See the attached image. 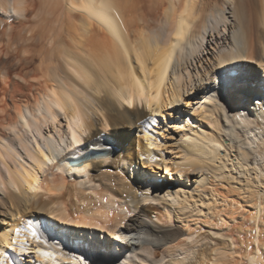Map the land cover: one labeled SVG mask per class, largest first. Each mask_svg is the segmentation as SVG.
Returning <instances> with one entry per match:
<instances>
[{
    "label": "bare ground",
    "instance_id": "6f19581e",
    "mask_svg": "<svg viewBox=\"0 0 264 264\" xmlns=\"http://www.w3.org/2000/svg\"><path fill=\"white\" fill-rule=\"evenodd\" d=\"M12 1L15 13L25 10L27 0ZM36 5L35 25L29 26V18L16 32L21 40L13 42L11 30L1 31L7 38L0 39V61L13 56L16 62L0 69V213L11 223L22 219L25 227L13 236L9 230L15 231L17 222L0 229V264H19L22 242L38 254L22 264H239L226 253L237 217L215 202L226 201L221 184L233 169L247 177L242 191L251 218L264 224V170L257 165L259 172L251 174L253 168L243 162L253 153L240 148L228 166L219 156L226 149L221 135L193 125L179 140L180 161L163 155L158 161L151 137L157 114L179 100L188 105V86L197 89L195 78L202 85L215 70L218 83L239 90V100L229 89L224 99L246 134H253L246 125H255L261 136L255 152L264 158L259 146H264V116L257 112L253 118L254 111L245 108L253 95L263 97L264 89L245 85L255 82L253 70L236 71L241 60L264 70V0H40ZM213 40V67L193 78L188 63L199 51L194 44ZM214 88L217 96H206L208 104L223 99L217 90L223 88ZM203 114L212 124L221 121L216 103ZM140 161L162 166L168 179L141 175ZM188 181L210 185L215 200H208L206 209L191 199ZM80 231L87 242L76 236ZM98 232L102 245L93 242ZM213 235L231 242L220 246ZM13 241L15 246L7 247ZM259 242L257 254L247 252L248 264H264Z\"/></svg>",
    "mask_w": 264,
    "mask_h": 264
},
{
    "label": "rangeland",
    "instance_id": "374dc122",
    "mask_svg": "<svg viewBox=\"0 0 264 264\" xmlns=\"http://www.w3.org/2000/svg\"><path fill=\"white\" fill-rule=\"evenodd\" d=\"M14 3H15V1L13 2L12 0H10V2H8L7 6H1L0 5V32L5 31V30H11L14 33V34L12 33L13 35H11L12 36L11 40H13V42L21 40L20 35L16 32L20 28L26 27V25H27L26 21H28L29 18H30L29 19V21H30L29 26L35 25L33 22L31 24V21H34L32 19H33L34 12L37 9L36 6L37 7L39 6L36 4L37 3L40 4V0H39V2H38V0H27L26 3L24 4L25 10L17 12V13H15L12 10V6L14 5ZM4 8H6V9H4ZM46 8H47V6L43 5L44 10L42 9V11L45 12ZM27 9H28V11H27ZM26 11L30 12L31 16L26 17L24 14V13H26ZM27 14L28 13H26V15ZM257 27H259V29L261 28V26L259 24H257ZM5 35H6V33L1 32L0 33V37H1L0 39H3V37H4V40H6L7 35L6 36ZM17 35L19 36V38ZM198 48H199V51H196L193 54L195 56V59H190L189 63H188L189 67H190L189 70H191V72L193 74V78H195L197 71H199V73H204L205 69L211 70V68L213 67L214 54L216 53L214 40L212 41L211 44H209L207 42V45H206V42L201 43L200 45H198V42L195 43L193 46V49L198 50ZM11 57H12L13 61H12ZM11 57L8 59L2 60L3 62L0 61V64L2 65V66H0V69L3 67V65H5L6 63H9L10 61H11L10 63L16 62V60H15L16 57L15 58L13 56H11ZM6 60H8V61H6ZM2 63H4V64H2ZM233 66L234 67L237 66L236 71L239 70L238 73L241 72L244 74V73H248L251 70H253V72L255 74L254 75L255 76V82L257 84L255 82H253V83L249 82V83H245V85L246 86L251 85L255 88H262L263 87L262 89H264V70L261 67H259L258 63L247 61V60H241V61L237 62L236 66L235 65H233ZM30 69H31L30 67L26 68V70H30ZM177 69H178V67H177ZM179 69H180V67H179ZM232 69H233V67H232ZM218 70H220L222 72V71H224V68L218 69ZM214 73H215V70H213L211 72V76L206 73L207 76L205 77L206 79H204L205 81H204V83H202V85H201L200 77H198V80H196L197 78H195L194 81L195 82L197 81V84H199L197 89L190 90L189 89L190 85L188 86V89H187L188 92L184 93V97L189 99L188 105H184L182 100H179L177 103H175L171 106H168V108H166V110H164L162 116H161V114L160 115L157 114L156 119H157L158 123L155 122V124H153L154 129L152 130L153 135L151 137L155 142H157V144H156L157 146L154 147L155 154L157 153L156 154L157 155L156 160L161 161L159 156L163 155L165 158H167L169 160L171 159V160H175V161H180V159L182 157V153H181V150L179 147V140L181 139L182 134L187 133V132L190 133L189 126L192 128H194V127L196 128L195 125H200V126L205 127V128L207 127L206 129L210 132L213 131V133H215L217 135L218 134L221 135V137L223 138V142L226 146V149L221 148L222 151L220 150L219 156L221 157L222 161H224L228 166L231 165L230 158L234 159L233 162H236L237 157L235 154H237L240 151V148H245L247 151L252 152L254 155V156H252V154L249 155L250 158L248 157L247 161L245 159L243 160V162L246 164V166L253 168V170H251V174H254V170L259 172V170L255 168L257 165L264 170V158L263 157L261 158L255 152V150H258V147L256 146V144L257 143L259 144V138L261 139V136L258 134L257 130L255 129V125L253 123L246 125V128L250 132L253 133V134H249V133L246 134L245 128H243V126L240 124V120L237 119V117H236L237 116L236 112L230 111V109L228 108L229 103L224 99V90L229 89V92L231 93V91H232L231 94L232 95L234 94L233 97L234 96L236 97V98L234 97V99L239 100L238 98H241L240 96H237L239 90L237 89V87L231 88L230 86H225V85H222L221 83H218L217 79L214 78V76H213ZM1 75H2V72H0V77H1ZM171 77H172V74H171ZM181 79H182V77H181ZM212 79H213V81H212ZM183 80H185L186 83L189 80L188 74L184 69H183ZM262 82H263V84H262ZM216 84L219 85V87L223 88V90H220L219 88H217L218 93L223 97V99H221L222 101H220L221 103L215 102L217 107L219 108V115L222 114V117L220 116L221 121L212 124L208 121V119H206L205 115L203 114V111L206 110L208 108V106L213 107L215 104V103L208 104L206 102V96L212 95L214 98H215V96H217L216 92H212V90H214V89L216 90V88H214V85H216ZM241 84H243V83H241ZM202 93H204V94H202ZM257 96L258 95H253V98H249V100L251 99V103L248 104V102H246V105H245L246 106L245 108H247L248 110L251 109V110H249L250 112L254 111L253 112V118H256L255 114L257 112H259V114L261 113L264 116V104H263L264 103V95H263V97L261 96V98H263V99L259 98L260 96H258V97ZM255 106H257V107L255 108ZM257 108H259V110L256 111ZM169 111H170V116H169ZM199 115H201V117H203V118H201ZM187 119L189 121L194 122L195 124L188 123ZM202 120H203V122H202ZM257 121L260 122V119L257 118ZM197 122H198V124H197ZM206 122H208V123H206ZM171 123H175L176 127H174L173 124H171ZM180 123H181V125H178ZM168 125H171L172 127H168ZM193 125H194V127H193ZM254 134H256L257 137H255ZM247 136L250 137L251 140H253L252 144H250V142L247 140L248 139V138H246ZM254 138H255V140H254ZM227 143L229 145H226ZM259 146L262 148L264 147L262 145H259ZM172 157H174V158H172ZM253 157L256 159H254ZM217 162L219 163L220 161L218 160ZM144 165H146V164H143L142 161H140V164L137 168V172L140 170L141 175L143 174L142 172H147V173L149 172L148 174H145V176H151L154 174V178L161 176L163 179H168L169 174L165 173L166 171L162 166L158 167L157 165L156 166L155 165L154 166H144ZM225 169H226L225 170L226 172L229 171L228 168H225ZM231 172L232 173L228 175L229 178L226 180H223V184H221L224 187L223 190H224L225 194L227 192L228 197L226 198L225 202L222 200H217L215 202V205H222L223 206L225 203V205H226L225 207L229 208L228 214L235 215L237 218L239 217L238 219L236 218L235 220L232 221V224H234V226H232V228H231V233L233 235L234 243L230 245V248L226 249V253L228 254L230 260L236 261L239 264L240 263L248 264L249 260L247 258V252L253 251V253L257 254V247H258L257 242L259 241V239H260V242H259L260 243V249H261L262 253L264 254V224H263V222L258 221V220L256 222L253 221L254 219L251 218V214H252L253 209L251 207L249 208V204L247 202L243 201V197H244L243 191H244V189H246V187H244V185L246 183L247 177L245 175L238 174V172L233 170V169L231 170ZM190 176H191V179H194V176H192V174H190ZM262 180L264 182V177H262ZM173 182H176V181H173ZM190 183H191V181L186 182L187 186L188 185L192 186V187H190L191 189L187 191L188 194L191 195V199L196 200L198 205H201L203 207V209H206L205 203L208 202V200H209V202L212 204V201L215 200V197L211 196L212 191H211L210 185L206 182H202L199 185L196 183H192L190 185ZM234 185H235V187H233ZM261 188H264V186L260 185V189ZM225 189L228 191H226ZM242 189H243V191H242ZM230 190H231V192H230ZM229 196H231V197H229ZM218 199H221V198L218 197ZM233 201L238 202L239 205H242L243 208L240 207L238 209H235V205H233V203H232ZM222 208L223 207H221V208L217 207V208H215V210H221ZM232 210H235V212L231 213ZM236 212H237V214H236ZM10 218L11 217H8L5 214L0 213V229H3L6 226L7 227L9 226L8 224L11 223V221H9ZM6 220H8L9 222ZM15 222H17V221H15ZM15 222H12L11 224H13V223L15 224ZM20 222H21V224L19 222H17L15 225L17 226V228H20V230L22 231V229L25 226H23L24 224H23L22 219L20 220ZM257 223H258V225H257ZM239 226H240V228H239ZM54 227H56V226H54ZM253 227H255L256 230H254ZM65 230H66V228H65ZM257 230H259L261 232H258ZM9 231H10L11 235L13 236L14 232H15L14 229H11ZM258 234H260V235H258ZM101 235H102L101 232H98L97 233L98 237L97 236L95 237L97 239L94 240L95 238H93V242L95 244L99 245L103 241ZM76 236L82 238L84 236V232L80 231L78 234H76ZM257 236H259V237H257ZM85 237H86V235L84 236V238ZM213 237L218 238L219 242L221 241L218 244L220 246H223V245L226 246L227 245L226 242H228V241L231 242L230 238H222V237H219L216 235H213ZM85 239H87L85 241V242H87L88 238H85ZM35 241H38V240L35 239ZM35 241H34V239L32 241L29 240V242H33L32 245H34ZM223 242H225V243H223ZM32 245H30V246H32ZM100 245H102V244H100ZM252 246H253V248H252ZM254 246H255V248H254ZM24 251H25V252H23L24 255H22L23 254L22 252H17V257H19V258H17V261L19 264L26 263L27 258H31V262H32V260L34 258H36L38 255L35 252V250H32V248L24 249ZM40 256L41 257L43 256V258H47L49 261H51L50 260L51 258L49 256H45L44 254H41ZM21 261H22V263H21ZM263 262H264V258H262L260 260V263H263ZM53 264H60V263L58 261H54Z\"/></svg>",
    "mask_w": 264,
    "mask_h": 264
},
{
    "label": "snow or ice",
    "instance_id": "6c2138e0",
    "mask_svg": "<svg viewBox=\"0 0 264 264\" xmlns=\"http://www.w3.org/2000/svg\"><path fill=\"white\" fill-rule=\"evenodd\" d=\"M106 6H108V5H106ZM177 36H178V38H183L182 37V34H177ZM167 63H171V57L170 56H168V58H167V61H166ZM157 97H153V99H156ZM149 107H151V105H149ZM73 140L74 141H76V143H79V141L76 139V136H75V134H73ZM81 171H83V169H81ZM145 203H148L147 201L145 202ZM20 228H17V229H15V233L18 235L19 233H20ZM33 235H35V231H33ZM15 246V241H13V242H11V243H8L7 244V247H9V248H12V247H14ZM24 247H25V245L23 244V242L21 243V252L23 253L24 252ZM37 251L39 252V249H37ZM6 259V258H5Z\"/></svg>",
    "mask_w": 264,
    "mask_h": 264
}]
</instances>
